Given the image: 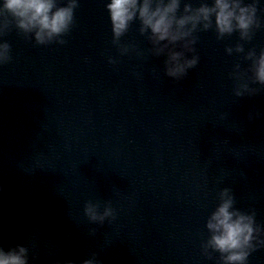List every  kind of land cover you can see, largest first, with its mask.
I'll return each mask as SVG.
<instances>
[{
	"label": "water",
	"instance_id": "1",
	"mask_svg": "<svg viewBox=\"0 0 264 264\" xmlns=\"http://www.w3.org/2000/svg\"><path fill=\"white\" fill-rule=\"evenodd\" d=\"M148 35L136 20L113 44L106 0H80L63 45L10 24L0 41L11 46L0 65V247H28L30 264L93 253L101 264H222L202 246L225 187L264 227V86L235 96L232 73L250 61L225 51L259 53L264 29L250 42L198 32L199 63L180 81ZM89 202L115 218L90 222ZM248 264H264V247Z\"/></svg>",
	"mask_w": 264,
	"mask_h": 264
},
{
	"label": "clouds",
	"instance_id": "2",
	"mask_svg": "<svg viewBox=\"0 0 264 264\" xmlns=\"http://www.w3.org/2000/svg\"><path fill=\"white\" fill-rule=\"evenodd\" d=\"M106 0L113 44L120 45L121 37L130 25L139 20L141 34H149L155 55H167L165 74L176 81L182 80L200 60L195 45L198 32L214 29L218 40L239 33V39L250 42L256 31L264 29L259 12L264 0ZM80 0H0V41L14 21L15 27L31 34L38 45L53 42L63 45L61 37L67 35L75 22V11ZM183 10L181 12V7ZM11 17V20L9 19ZM180 50H177V49ZM11 46L0 42V65L11 59ZM121 54L130 51L129 46L120 47ZM228 55L244 54L250 61L247 72H241L240 64L235 66L232 76L239 82L235 96L254 95L260 91L250 84L264 86V49L245 52L244 43L227 47ZM186 53H191L189 57ZM110 63H115L110 60ZM247 73H251L250 76ZM252 114L249 119H252ZM236 198L230 188L219 193V203L207 218L209 238L202 246L209 259L212 253L220 254L222 264H248L252 252L264 247V227L257 223L255 210L241 211L235 207ZM84 213L92 223L103 224L106 219L115 218L109 205L101 211L98 204L87 203ZM90 235H95L93 231ZM36 257H33L35 260ZM0 264H30L29 248L16 245L10 249L0 247ZM83 264H101L97 254L83 261Z\"/></svg>",
	"mask_w": 264,
	"mask_h": 264
}]
</instances>
